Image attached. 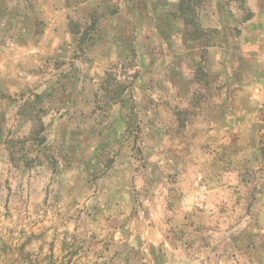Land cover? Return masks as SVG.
<instances>
[{
	"label": "rangeland",
	"instance_id": "1",
	"mask_svg": "<svg viewBox=\"0 0 264 264\" xmlns=\"http://www.w3.org/2000/svg\"><path fill=\"white\" fill-rule=\"evenodd\" d=\"M144 3L0 0V264H264L257 66Z\"/></svg>",
	"mask_w": 264,
	"mask_h": 264
},
{
	"label": "crops",
	"instance_id": "2",
	"mask_svg": "<svg viewBox=\"0 0 264 264\" xmlns=\"http://www.w3.org/2000/svg\"><path fill=\"white\" fill-rule=\"evenodd\" d=\"M212 1L215 4H217L218 7L222 6V10H218V12H216L218 13V15L217 14L211 15V17L217 19V21L214 24L213 23L209 24L207 22L208 23V24L206 23L207 27H205L204 26L205 23L201 21V18L204 19L205 16L204 14H200L198 12L197 27L198 28L210 27L212 29H217L219 32H221L222 35H225V38H223V42L220 44L210 42L209 43L210 45L204 44L205 47L203 46V44L199 45L200 44L199 43L198 45H196L195 50L200 49V47L206 49L208 65L210 62L215 64L216 62L215 57L221 56L222 58H224V60H226L231 56L232 52H234L239 56L240 59L241 58L244 59L246 63L244 71L242 72V82L245 83V85L247 84L251 85V83L249 82L254 81L253 71H252V67L254 65L257 66L256 72L257 75H259L258 82H264V60L256 57V53L259 51V49L264 50V46L262 43L263 39L261 38V35L264 33V1L263 0L247 1V4L245 6L246 8H244V11L249 13L251 12V16L247 19H243V17L242 19L240 18L243 13L242 8L241 10L238 9L236 11L235 9H233V5H231V3L225 4V1L223 0H212ZM179 2L180 0H164V1L145 0L144 8L143 10L141 9V12L143 11L146 16L153 18L154 20V23L152 24V28H151L152 30L149 29L151 30V33H148L149 35L156 34L155 32L157 31V28L155 27L158 26L159 22L161 21H164L166 26L170 25L171 16L169 17V15L172 14L173 16L172 18L174 19L175 11H177L176 9ZM257 3H259V5ZM135 11L137 12L138 8L135 9ZM233 11L237 13L235 14V16L240 19L238 21V24L240 23L238 26V28L240 29V33L238 35L231 36L228 35V33H225V31L228 30L229 26H231V22L229 21L228 18L230 14L234 13ZM117 12L113 13L114 15L112 17H118L119 15H121V13H123V11L122 12L120 11L119 13ZM181 21H182L181 25L183 29L186 30V27H188L187 29H189V26L185 25L182 19ZM154 29L156 30L154 31ZM167 31H168L167 28H162L159 31L160 33L157 34L159 37L160 36L163 37L164 35L167 34ZM188 31L190 32V30ZM183 33L184 32H182V36ZM135 34L136 32H134V35ZM196 42L198 41L196 40ZM260 74L262 76H260Z\"/></svg>",
	"mask_w": 264,
	"mask_h": 264
},
{
	"label": "trees",
	"instance_id": "3",
	"mask_svg": "<svg viewBox=\"0 0 264 264\" xmlns=\"http://www.w3.org/2000/svg\"><path fill=\"white\" fill-rule=\"evenodd\" d=\"M196 4L194 0H180L178 6H177V11L178 12V17H180L185 25L193 28L194 32H197L201 29L197 27V9H196ZM251 16V12H247L245 17L243 19H247Z\"/></svg>",
	"mask_w": 264,
	"mask_h": 264
}]
</instances>
